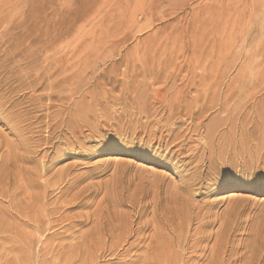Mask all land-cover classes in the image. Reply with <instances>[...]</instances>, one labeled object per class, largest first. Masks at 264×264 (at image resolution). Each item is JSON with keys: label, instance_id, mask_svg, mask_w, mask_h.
Returning <instances> with one entry per match:
<instances>
[{"label": "rangeland", "instance_id": "obj_1", "mask_svg": "<svg viewBox=\"0 0 264 264\" xmlns=\"http://www.w3.org/2000/svg\"><path fill=\"white\" fill-rule=\"evenodd\" d=\"M0 65V264H264V0H0Z\"/></svg>", "mask_w": 264, "mask_h": 264}, {"label": "bare ground", "instance_id": "obj_2", "mask_svg": "<svg viewBox=\"0 0 264 264\" xmlns=\"http://www.w3.org/2000/svg\"><path fill=\"white\" fill-rule=\"evenodd\" d=\"M127 22H128V21H127ZM42 40H43V39H42ZM39 43H41V42H39ZM42 44H43V42H42ZM36 45H37V44H36ZM43 45H44V44H43ZM43 45H42V46H43ZM36 49H37V47H36ZM165 49H166V48H165ZM44 50H45V49H44ZM162 50H163V48H162ZM162 50H160V51H162ZM167 50H168V48H167ZM171 50H172V49H171ZM174 50H175V49H174ZM35 51H36V50H35ZM38 51H39V50H38ZM157 51H159V50H157ZM157 51L155 52L156 54H157ZM163 51H164V50H163ZM7 52H8V51H7ZM31 52H32V51H31ZM33 52H34V51H33ZM46 52H48V51H46ZM164 52H165V51H164ZM164 52H163V54H164ZM170 52H171V51H170ZM175 52H176V50H175ZM12 53H13V51H12ZM42 53H43V51H42ZM33 54H34V53H33ZM35 54H36V52H35ZM156 54H155V55H156ZM161 54H162V53H161ZM161 54H159V55L161 56ZM166 54H167V53H166ZM171 54H172V53H171ZM171 54H170V55H171ZM176 54H177V53H176ZM40 55H41V54H40ZM24 56H25V55H24ZM36 56H37V55H36ZM146 56H147V55H146ZM28 57H29V56H28ZM144 57H145V56H144ZM157 57H158V56H157ZM162 57H163V56H162ZM47 58H48V56H47ZM152 58H153V57H152ZM169 58H170V57H169ZM20 59H21V58H20ZM31 59H32V57H31ZM31 59H30V60H31ZM34 59H35V58H34ZM45 59H46V58H45ZM143 59H144V58H143ZM26 60H27V59H26ZM32 60H33V59H32ZM32 60H31V61H32ZM48 60H49V59H48ZM48 60H47V61H48ZM55 60H56V59H55ZM172 60H174V59H172ZM172 60H171V61H172ZM160 61H161V60H160ZM162 61H164V60L162 59ZM167 61L169 62L168 59H167ZM54 62H55V61H54ZM54 62H53V63H54ZM149 62H150V60H149ZM58 63H59V62H58ZM161 63H162V62H161ZM161 63L159 64V63L157 62L156 64H159V65H160L159 68H161V70H164L165 68L162 69V67H161V66H163V63H162V65H161ZM169 63L171 64V62H169ZM169 63H168V64H169ZM173 63H175V60H174ZM173 63H172V64H173ZM190 63H191V62H190ZM9 64H10V63H9ZM27 64H28V63H27ZM42 64H43V63H42ZM56 64H57V63H56ZM63 64H64V62H63ZM132 64H133V63H132ZM147 64H148V63H147ZM154 64H155V63H154ZM156 64H155V65H156ZM166 64H167V63H166ZM191 64H192V63H191ZM191 64H189V67H190ZM198 64H199V63H198ZM200 64H201V63H200ZM2 65H3V64H2ZM40 65H41V64H40ZM49 65H50V64H49ZM61 65H62V64H61ZM123 65H124V64H123ZM129 65H131V64L129 63ZM140 65H143V64H140ZM145 65H146V64H145ZM145 65H144V66H145ZM192 65H193V64H192ZM0 66H1V65H0ZM46 66H47V65H46ZM55 66H56V65H55ZM58 66H59V64H58ZM144 66H142V67H144ZM157 66H158V65H157ZM164 66H165V65H164ZM172 66H173V65H172ZM175 66H177V64H175ZM2 67H3V66H2ZM28 67H29V66H28ZM28 67H27V68H28ZM126 67H127V65H126ZM166 67H168V65H166ZM185 67H186V66H185ZM194 67H195V66H194ZM24 68H25V67H24ZM62 68H63V67H62ZM65 68H67V67H65ZM150 68H151V67H150ZM44 69H45V68H44ZM77 69H78V68H77ZM129 69H130V67H129ZM154 69H157V67L154 68ZM181 69H182V68H181ZM187 69H188V67H187ZM4 70H5V69H4ZM137 70H139V67H138ZM137 70H135V71H137ZM144 70H145V68H144ZM146 70H148V69H146ZM146 70H145V71H146ZM151 70H153V69H151ZM166 70H167V68H166ZM168 70H169V68H168ZM183 70L186 71L185 68H184ZM188 70H189V69H188ZM25 71H26V70H25ZM59 71H60V70H59ZM63 71H64V69H63ZM100 71H101V70H100ZM104 71H105V70H104ZM104 71H103V72H104ZM121 71H122V70H121ZM145 71H144V72H145ZM156 71H157V70H156ZM164 71H165V70H164ZM199 71H200V70H199ZM205 71H206V70H205ZM133 72H134V71H133ZM138 72H139V71H138ZM148 72H149V71H148ZM150 72H151V71H150ZM150 72H149V73H150ZM158 72H159V71H158ZM178 72H179V71H178ZM181 72H182V71H181ZM188 72H189V71H188ZM149 73H148V74H149ZM161 73L164 74V72H162V71H161ZM165 73H166V72H165ZM174 73H175V72H174ZM191 73H192V72H191ZM205 73H206V72H205ZM49 74H50V73H49ZM52 74H53V72H52ZM56 74H58V73H56ZM73 74H74V73H73ZM140 74H141V73L139 72V75H140ZM156 74H157V73H156ZM158 74H159V73H158ZM186 74H187V73H186ZM197 74H199V73H197ZM39 75H40V74H39ZM60 75H61V74H60ZM100 75H101V73H100ZM102 75H103V74H102ZM139 75L137 74L136 76L138 77ZM174 75H175V74H174ZM180 75H181V73L179 74V76H180ZM204 75H206V74H204ZM40 76H41V75H40ZM140 76H141V75H140ZM162 76H163V75H162ZM171 76H173V75H171ZM57 77H59V76H57ZM72 77H74V76H72ZM94 77H95V76H94ZM146 77H147V76H146ZM157 77H159V75L156 76V79H157ZM181 77H182V75H181ZM198 77H199L198 79H200L201 75H200V76L198 75ZM204 77H206V76H204ZM27 78H28V77H27ZM52 78H53V77H52ZM55 78H56V77H55ZM68 78H69V77H68ZM98 78H99V77H98ZM162 78H163V77H162ZM170 78H171V77H170ZM187 78H188V77H187ZM201 78L203 79V77H201ZM66 79H67V78H66ZM73 79H74V78H73ZM96 79H97V78H96ZM96 79H95V80H96ZM111 79H112V78H111ZM134 79H136V78H134ZM134 79H133V80H134ZM152 79H153V78H152ZM177 79H178V78H177ZM202 79H201V80H202ZM23 80H24V79H23ZM57 80H58V79H57ZM61 80H62V79H61ZM70 80H72V79H70ZM133 80H132V81H133ZM140 80H141V79H140ZM160 80H161V79H160ZM201 80H200V81H201ZM204 80H205V79H203V82H204ZM206 80H207V79H206ZM24 81H26V80H24ZM24 81H23V82H24ZM33 81H34V80H33ZM113 81H114V79H113ZM115 81H116V80H115ZM134 81H135V80H134ZM194 81L196 82V79H195ZM197 81H198V80H197ZM29 82H30V81H29ZM98 82H99V81H98ZM181 82H182V81H181ZM203 82H202V83H203ZM207 82H208V80L206 81V84H207ZM26 83H27V81H26ZM42 83H43V82H42ZM154 83H156L155 80H154ZM158 83H162V82L159 81ZM164 83H165V82H164ZM164 83H163V84H164ZM176 83H177V82H176ZM176 83H175V84H176ZM185 83H186V82H185ZM187 83H188V82H187ZM197 83H198V82H197ZM4 84H5V83H4ZM34 84H35V83H34ZM36 84H37V83H36ZM38 84H39V83H38ZM61 84H62V83H61ZM90 84H91V83H90ZM92 84H93V83H92ZM100 84H101V82H100ZM165 84H166V83H165ZM170 84H171V82H170ZM203 84H204V83H203ZM203 84H202V85H203ZM6 85H7V84H6ZM49 85H50V84H49ZM98 85H99V84H98ZM101 85H102V84H101ZM160 85H161V84H160ZM183 85H184V84H183ZM197 85H198V84H197ZM50 86H51V85H50ZM93 86H94V85H93ZM134 86H135V85H134ZM165 86H166V85H165ZM180 86H181V85H180ZM27 87H29V86H27ZM34 87H35V86H34ZM40 87H41V86H40ZM167 87H168V86H167ZM178 87H179V86H177V88H178ZM194 87H196V86L194 85ZM6 88H7V87H6ZM17 88H18V87H17ZM50 88H51V87H50ZM59 88H60V87H59ZM160 88H161V87H160ZM201 88H202V87H201ZM211 88H212V87H211ZM47 89L49 90V88H47ZM93 89H94V88H93ZM129 89H130V88H129ZM134 89L136 90L135 87H134ZM148 89H149V88H148ZM151 89H152V88H151ZM161 89H162V88H161ZM173 89H174V88H173ZM186 89H187V87H186ZM51 90H53V89H51ZM95 90H96V88H95ZM141 90H142V89H141ZM153 90H155V89H153ZM162 90H163V89H162ZM184 90H185V89H184ZM201 91H203V89H201ZM211 91H212V90H209V92H211ZM81 92H82V91H81ZM140 92H141V91H140ZM188 92H189V91H188ZM130 93H131V92H130ZM151 93H152V91H151ZM177 93H178V92H177ZM186 93H187V92H186ZM214 93H215V92H214ZM94 94H95V93H94ZM124 94H125V92H124ZM148 94H149V93H148ZM148 94H147V95H148ZM184 94H185V93H184ZM51 95H52V94H51ZM97 95H98V94H97ZM108 95H109V94H108ZM118 95H119V94H118ZM129 95H130V94H129ZM133 95H135V93H133ZM133 95H131V96H133ZM153 95H154V94H153ZM172 95H173V94H172ZM48 96H49V95H48ZM55 96H56V95H55ZM79 96H80V95H79ZM114 96H115V95H114ZM114 96H113V97H114ZM148 96H149V95H148ZM150 96H152V95H150ZM150 96H149V97H150ZM158 96H159V95H158ZM176 96H177V95H176ZM188 96H190V95H188ZM9 97H10V96H9ZM56 97H58V96H56ZM83 97H84V96H83ZM83 97H82V98H83ZM95 97H97V96H95ZM122 97H123V96H122ZM128 97H129V96H128ZM155 97H156V96H155ZM166 97H167V96H166ZM178 97H179V96H178ZM181 97H182V96H181ZM181 97H179L178 100H179ZM183 97H184V96H183ZM10 98L12 99V97H10ZM37 98H38V97H37ZM46 98H47V97H46ZM93 98H94V97H93ZM102 98H103V97H102ZM120 98H121V97H120ZM129 98H130V97H129ZM132 98H133V97H132ZM139 98H140V97H139ZM173 98H174V97H173ZM201 98H203V97H201ZM42 99H43V98H42ZM52 99H53V98H52ZM52 99H51V100H52ZM63 99H64V101H66L64 97H63ZM76 99H77V98H76ZM85 99H86V97L83 99V104H84V100H85ZM91 99H92V98H91ZM94 99H96V98H94ZM97 99H98V98H97ZM99 99H101L100 96H99ZM105 99H106V98H105ZM109 99H110V95H109ZM111 99H112V98H111ZM125 99H126V98H125ZM127 99H128V98H127ZM127 99H126V100H127ZM130 99H131V98H130ZM151 99H152V98H151ZM157 99H158V98H157ZM181 99H182V98H181ZM181 99H180V102H182ZM183 99H184V98H183ZM30 100H31V99H30ZM32 100H33V99H32ZM37 100H38V99H37ZM40 100H41V99H40ZM48 100H49V99H48ZM54 100H55V99H54ZM54 100H53V101H54ZM132 100H133V99H132ZM140 100H141V99H140ZM152 100H153V99H152ZM172 100H173V99H172ZM197 100H198V99H197ZM201 100H202V99H201ZM34 101H36V100L34 99ZM64 101H61L60 104H61L62 102H64ZM67 101H68V100H67ZM101 101H102V100H101ZM103 101H104V100H103ZM117 101H118V100H117ZM120 101H122V100H120ZM127 101H128V100H127ZM148 101H151V100H148ZM164 101H165V100H164ZM168 101H169V100H168ZM168 101H167V102H168ZM175 101H176V100H175ZM188 101H189V100H188ZM190 101H191V100H190ZM198 101H199V100H198ZM205 101H206V100H205ZM5 102H6V101H5ZM14 102H15V103H18V102H16L15 100H14ZM50 102H51V101H50ZM54 102H55V101H54ZM57 102H58V100H57ZM77 102H79V101H77ZM93 102L95 103V101H93ZM106 102H107V100H106ZM108 102H109V101H108ZM124 102H125V101H124ZM213 102H215V101L213 100ZM48 103H49V101H48ZM68 103H69V102H68ZM118 103H119V102H118ZM122 103H123V102H122ZM127 103L133 104V103H131V100H130V102H127ZM127 103H126V104H127ZM156 103H157V102H156ZM156 103H155V104H156ZM165 103H166V101H165ZM13 104H14V103H13ZM38 104H39V103H38ZM40 104H41V102H40ZM45 104H46V103H45ZM50 104H51V103H50ZM62 104H63V103H62ZM81 104H82V103H81ZM83 104H82V105H83ZM96 104H97V102L95 103V105H96ZM100 104H101V103H100ZM100 104H99V105L97 104V105L100 106ZM115 104H116V103H115ZM115 104H114V105H115ZM126 104H125V105H126ZM130 104H128V105H130ZM134 104H135V103H134ZM134 104H133V105H134ZM153 104H154V103H152V105H153ZM166 104H167V103H166ZM191 104H192V102H191ZM218 104H219V103H218ZM11 105H12V104H11ZM15 105H16V104H15ZM18 105H19V104H18ZM32 105H33V102H32ZM52 105H53V103H52ZM56 105H57V104H56ZM58 105H59V104H58ZM71 105H72V104H71ZM71 105H70V106H71ZM76 105H77V104H76ZM79 105H80V102H79V104L77 105V107H78ZM90 105H91V104H90ZM95 105H94V106H95ZM104 105H105V107H106L107 104L105 103ZM128 105H126V106L128 107ZM150 105H151V104H150ZM152 105H151V107H152ZM158 105H160V104H158ZM158 105H157V106H158ZM167 105H168V104H167ZM176 105H177V102H176ZM176 105H175V106H176ZM0 106H1V105H0ZM60 106H61V105H60ZM60 106H59V107H60ZM92 106H93V105H92ZM92 106H91V108H94V107H92ZM98 106H97V107H98ZM108 106L110 107L109 103H108ZM126 106H125V107H126ZM130 106H131V105H130ZM130 106H129V107H130ZM143 106H144V105H143ZM146 106H148V105H146ZM155 106H156V105H155ZM173 106H174V104H173ZM181 106H183V104H182ZM184 106H185V105H184ZM204 106H206V104H205ZM204 106L202 105V107H204ZM62 107H63V106H62ZM67 107H68V105H67ZM71 107H72V106H71ZM77 107H76V108H77ZM82 107L84 108V106H82ZM97 107H96V109H97ZM109 107H108V109H109ZM131 107H132V106H131ZM134 107H136V106H134ZM141 107H142V106H141ZM141 107H140V108H141ZM144 107H145V106H144ZM158 107H159V106H158ZM158 107H157V108H158ZM178 107H179V105H178ZM192 107H193V106H192ZM194 107H195V106H194ZM206 107L209 108V106H206ZM206 107H205V108H206ZM57 108H58V106H57ZM69 108H70V107H69ZM74 108H75V107H74ZM78 108H79V107H78ZM86 108H87V107H86ZM86 108H85V110H86ZM100 108L102 109V107H100ZM152 108H153V107H152ZM152 108H150V110H151ZM154 108H155V107H154ZM159 108H160V107H159ZM175 108H176V107H175ZM175 108H174V109H175ZM183 108H184V107H183ZM198 108L201 109V107H199V106H198ZM208 108H207V109H208ZM34 109H35V108H34ZM34 109H33V110H34ZM51 109H53V107H52ZM63 109H64V108H63ZM80 109H81V108H80ZM96 109H94L93 111H95ZM106 109H107V107L105 108V110H106ZM108 109H107V110H108ZM111 109H112V108H111ZM124 109H125V108H124V106H123V110H124ZM144 109H145V108H144ZM144 109H143V110L141 109V110H139V111H140V112L143 111V112L145 113L146 111H144ZM146 109H148V108L146 107ZM165 109H166V107H165ZM178 109H179V108H178ZM194 109L196 110V108H194ZM194 109H193L192 111H194ZM200 109H199V110H200ZM202 109H203V108H202ZM207 109H206V111L209 110V109H208V110H207ZM66 110H67V108H66ZM68 110H69V109H68ZM71 110H72V109H71ZM71 110H70V111H71ZM74 110H76V109H74ZM90 110H91V109H90ZM105 110H102V111H105ZM109 110H110V109H109ZM121 110H122V109H121ZM130 110H131V109H130ZM150 110H149V112H151ZM152 110H153V109H152ZM158 110H160V109H158ZM163 110H164V109H163ZM171 110H173L172 107H171ZM180 110H182V109H180ZM184 110H186V109H184ZM203 110H204V109H203ZM31 111H32V110H31ZM72 111H73V110H72ZM76 111H77V110H76ZM80 111H82V110H80ZM137 111H138V110H137ZM147 111H148V110H147ZM153 111H154V110H153ZM174 111H175V110H173V112H172V111H171V112L174 113ZM176 111H177V110H176ZM178 111H179V110H178ZM196 111H197V110H196ZM55 112H56V111H55ZM59 112H60V110H59ZM62 112H63V111H62ZM105 112H106V111H105ZM110 112L112 113V111H110ZM140 112H139V113H140ZM51 113H52V112H51ZM57 113H58V112H57ZM77 113H78V112H77ZM81 113H83V112H81ZM84 113H85V111H84ZM84 113H83V114H84ZM88 113H89V112H88ZM97 113L100 114L101 112H98V111H97ZM102 113H103V112H102ZM121 113H123V111H121ZM135 113H136V112H135ZM144 113H143V114H144ZM152 113H153V112H152ZM157 113H158V112H157ZM157 113H156V114H157ZM160 113H161V111H160ZM163 113H164V112H163ZM165 113H166V110H165ZM165 113H164V114H165ZM192 113H193V112H192ZM192 113H191V114H192ZM194 113H196V112L194 111ZM203 113H204V112H203ZM205 113H206V112H205ZM75 114H76V112H75ZM86 114H87V113H86ZM90 114H91V113H90ZM94 114H96V113H94ZM105 114H106V113H105ZM108 114H109V113H108ZM113 114H114V113H113ZM136 114L138 115V113H136ZM146 114H147V113H145V115H146ZM149 114L151 115V113H149ZM174 114H175V113H174ZM174 114H172V115H174ZM178 114H179V113H178ZM191 114H190L189 117H192ZM50 115L52 116V114H50ZM69 115H70V113H69ZM72 115H73V114H72ZM96 115H98V114H96ZM102 115H104V113H103ZM102 115H101V116H102ZM117 115H118V114H117ZM120 115H121V114H120ZM132 115H133V114H132ZM150 115H148V116H150ZM162 115H163V114H162ZM180 115H181V117H182L183 114H180ZM185 115H186V114H185ZM198 115H199V114H198ZM204 115H205V114H204ZM54 116H55V115H54ZM61 116H62V115H60V117H61ZM84 116H85V114H84ZM86 116H87V115H86ZM92 116H93V115H92ZM101 116H100V117H101ZM109 116H110V114L108 115V118H109ZM114 116H116V115L114 114ZM118 116H119V115H118ZM129 116H130V118L132 119L131 114H130ZM194 116H195V115H194ZM200 116L202 117V115H200ZM81 117H82V116H81ZM98 117H99V116H98ZM102 117H103V116H102ZM111 117H113V116H111ZM116 117H117V116H116ZM122 117H123V116H122ZM122 117H121V118H122ZM155 117H156V116H155ZM177 117H178V115H177ZM179 117H180V116H179ZM179 117H178V118H179ZM183 117H184V115H183ZM198 117H199V116H198ZM28 118H30V117H28ZM47 118H48V117H47ZM85 118H86V117H85ZM85 118H83V119H85ZM92 118H93V117H91L90 119H92ZM94 118H95V117H94ZM94 118H93V119H94ZM105 118H106V117H105ZM108 118H107V119H108ZM123 118H124V117H123ZM130 118H129V119H130ZM133 118H136V115H135ZM142 118H143V117H142ZM149 118H150V117H149ZM153 118H154V117H153ZM161 118H162V116H161ZM164 118H166V117L164 116ZM170 118H171V117H170ZM170 118H169V119H170ZM173 118H175V116H174ZM202 118H204V117H202ZM86 119H87V118H86ZM107 119H106V120H107ZM109 119H110V118H109ZM112 119H113V118H112ZM115 119H116V118H115ZM118 119H119V118H118ZM127 119H128V118H127ZM129 119H128V120H129ZM137 119H138V118H137ZM139 119H140V118H139ZM147 119H148V118H147ZM150 119H151V118H150ZM155 119H156V118H155ZM189 119H190V118H189ZM193 119H195V120L197 119V120H198V118H193ZM24 120H25V118H24ZM59 120H60V119H59ZM88 120H89V119H88ZM110 120H111V119H110ZM113 120H114V119H113ZM122 120H123V119H122ZM128 120H127V121H128ZM141 120L143 121V120H146V119L143 118V119H141ZM159 120H160V119H159ZM213 120H214V119H213ZM213 120H212V121H213ZM52 121H53V120H52ZM52 121H51V122H52ZM66 121H67V120H66ZM66 121H65V122H66ZM68 121H69V120H68ZM72 121H73V120H72ZM89 121H90V120H89ZM95 121H97V119H96ZM107 121H108V120H107ZM138 121H140V120H138ZM138 121H137V122H138ZM153 121H154V120H153ZM153 121H152V122H153ZM161 121H162V120H161ZM171 121H172V120H170V121H168V122H171ZM177 121H178V120H177ZM193 121H194V120H193ZM203 121H204V120H203ZM210 121H211V120H210ZM210 121H209V122H210ZM58 122H60V121H58ZM61 122H62V121H61ZM78 122H79V121H78ZM111 122H113V121H111ZM117 122H119V120H118ZM121 122H122V121H121ZM123 122H124V121H123ZM130 122H131V120H130ZM137 122H136V123H137ZM140 122H141V121H140ZM143 122H144V121H143ZM143 122H142V123H143ZM152 122H151V123H152ZM157 122H158V123H161V122H159V121H157ZM173 122H175V121H173ZM194 122H195V121H194ZM29 123H30V122H29ZM55 123H56V122H55ZM115 123H116V121H115ZM136 123H135V124H130V126H131V125H135V126H136ZM142 123H141V124H142ZM149 123H150V122H149ZM162 123H163V122H162ZM211 123H212V126H213V122H211ZM211 123H208V124H211ZM217 123H218V121H217ZM56 124H58V125H56L57 127L60 126L59 123H56ZM119 124H120V123H119ZM124 124H125V122H124ZM137 124H138V123H137ZM139 124H140V123H139ZM139 124H138V125H139ZM156 124H157V123H156ZM170 124H172V122H171ZM179 124H180V123H179ZM198 124H199V123H198ZM200 124H201V123H200ZM48 125H49V124H48ZM48 125H47V126H48ZM67 125H68V124H67ZM78 125H79V124H78ZM103 125H104V124H103ZM109 125H110V124H109ZM113 125H115V124H113ZM126 125H127V123H126ZM147 125H148V124H147ZM160 125H162V124H160ZM160 125H159V126H160ZM175 125H176V124H175ZM186 125H187V124H186ZM218 125H219V123H218ZM51 126L53 127V124H52ZM51 126H50V127H51ZM79 126H80V125H79ZM79 126H78V127H79ZM98 126H100V125H98ZM110 126L112 127V125H110ZM128 126H129V124H128ZM130 126H129V127H130ZM140 126H141V125H140ZM140 126H139V127H140ZM144 126H145V124H144ZM148 126H149V125H148ZM153 126H155V125L153 124ZM166 126H167V125H165V127H166ZM168 126H169V125H168ZM173 126H174V124H173ZM183 126H184V125H183ZM183 126H182V127H183ZM199 126H200V125H199ZM27 127H28V126H27ZM62 127H63V126H62ZM68 127H69V125H68ZM83 127H84V126H83ZM102 127H103V126H102ZM111 127H110V129H111ZM124 127H125V126H124ZM137 127H138V126H137ZM141 127H142V126H141ZM141 127H140V128H141ZM145 127H147V126H145ZM145 127H144V128H145ZM156 127H157V126H156ZM160 127H163V126H160ZM169 127H170V126H169ZM190 127H191V126H190ZM192 127H193V126H192ZM65 128H67V127H65ZM81 128H82V127H81ZM86 128H87V127H86ZM100 128H101V127H100ZM130 128H131V127H130ZM130 128H128V129H130ZM133 128H134V127H133ZM157 128H158V127H157ZM163 128H164V127H163ZM171 128H172V127H171ZM183 128H185V126H184ZM186 128H187V127H186ZM201 128H202V127H201ZM210 128H211V126H210ZM217 128H218V127H217ZM30 129H31V128H30ZM53 129H55V127H54ZM56 129H57V128H56ZM126 129H127V128H126ZM135 129H137V128H135ZM154 129H155V127H154ZM164 129H165V128H164ZM164 129H163V130H164ZM167 129H169V128H167ZM172 129H173V128H172ZM179 129H180V128H179ZM193 129H194V128H193ZM204 129H205V128H204ZM19 130H20V129H19ZM22 130H24V129H22ZM58 130H59V128H58ZM79 130H80V129H79ZM90 130H91V129H90ZM113 130H114V129H113ZM124 130H125V129H124ZM142 130H143V129H142ZM144 130H145V129H144ZM155 130H157V129H155ZM155 130H154V131H155ZM159 130H161V128H159ZM170 130H171V129H170ZM184 130H186V129H183L182 131H184ZM199 130H200V129H199ZM28 131H29V130H28ZM30 131H31V130H30ZM62 131H63V130H62ZM66 131H68V129H67ZM71 131H72V130H71ZM98 131H99V130H98ZM136 131H137V130H136ZM151 131H152V130H151ZM168 131H169V130H168ZM179 131H181V130H179ZM186 131H187V130H186ZM205 131H206V130H205ZM21 132H22V131H21ZM31 132H33V131H31ZM56 132H57V131H56ZM59 132H61V131L59 130ZM73 132H74V131H73ZM89 132H90V131H89ZM92 132H93V131H92ZM96 132H97V131H96ZM115 132H116V131H115ZM125 132H126V131H125ZM138 132H140V131H137V134H138ZM147 132H148V131H147ZM155 132H157V131H155ZM158 132H159V131H158ZM160 132H161V131H160ZM171 132H172V131H171ZM171 132H170V133H171ZM177 132H178V131H177ZM184 132H185V131H184ZM191 132H192V131H191ZM70 133H71V132H70ZM127 133H128V132H127ZM143 133H144V132H143ZM143 133H142V134H143ZM151 133H153V132H150V135H151ZM161 133H162V132H161ZM165 133H166V132H165ZM170 133L168 132V133H166V134H170ZM179 133H180V132H179ZM60 134H61V133H60ZM63 134H64V133H63ZM94 134H96V133H94ZM137 134H136V135H137ZM139 134H140V133H139ZM156 134H157V133H156ZM171 134L174 135V133H171ZM171 134H170V137L173 136V135L171 136ZM177 134H178V133H177ZM177 134H175V135L177 136ZM70 135H71V137H73L72 134H70ZM87 135H88V134H87ZM89 135H90V134H89ZM140 135H141V134H140ZM145 135H146V134H145ZM158 135H159V133H158ZM158 135H155L156 138H157ZM160 135H161V134H160ZM160 135H159V136H160ZM163 135H164V133H163ZM184 135H185V133H184ZM196 135H197V134H196ZM63 136H64V135H63ZM66 136H68V135H65V138H66ZM82 136H83V135H82ZM164 136H165V135H164ZM176 136H175V137L173 136V137H174V138H173L174 140L176 139ZM181 136H183L182 133H181ZM209 136H210V135H209ZM215 136H216V135H215ZM49 137H50V136H49ZM58 137H60V136H58ZM74 137H75V136H74ZM74 137H73V138H74ZM129 137H131V135H130ZM140 137H141V136H140ZM161 137H162V135H161ZM168 137H169V136H168ZM168 137H166V138H168ZM52 138H53V137H52ZM55 138H56V137H55ZM61 138H62V137H61ZM67 138H68V137H67ZM67 138H66V139H67ZM75 138H76V137H75ZM78 138H79V137H78ZM81 138H82V137H81ZM83 138H84V137H83ZM87 138H88V137H87ZM132 138H133V137H132ZM142 138H143V137H142ZM156 138H155V139H156ZM163 138H164V137H163ZM177 138H178V136H177ZM210 138H211V137H210ZM50 139H51V138H50ZM58 139H59V138H58ZM66 139H65V140H66ZM85 139H86V138H85ZM89 139H91V138H89ZM145 139H146V138H145ZM159 139H160V138H159ZM46 140H47V138H46ZM48 140H49V139H48ZM56 140H57V139H56ZM61 140H62V139H61ZM63 140H64V139H63ZM63 140H62V141H63ZM65 140H64V142H65ZM68 140H71V138H70V139L68 138ZM143 140H144V139H143ZM210 140H211V139H210ZM74 141H75V140H74ZM145 141H146V140H145ZM184 141H185V140H184ZM41 142H42V141H41ZM57 142H58V141H57ZM68 142H69V141H68ZM68 142H67V143H68ZM77 142H78V141H77ZM155 142H156V140H155ZM46 143H47V142H46ZM151 143H153V142H151ZM158 143H159V142H158ZM158 143H157V144H158ZM166 143H170V144H171V142H166ZM172 143H173V142H172ZM73 144H74V143H73ZM78 144H79V143H78ZM82 144H83V143H82ZM146 144H147V143H146ZM146 144H144V146H145ZM40 145H41V143H40ZM60 145H61V144H60ZM64 145H65V144H64ZM68 145H69V143H68ZM171 145H172V144H171ZM81 146H82V145H81ZM167 146H169V145L167 144ZM35 147H36V146H35ZM53 147H54V146H53ZM53 147H51V148H53ZM67 147H68V146H67ZM145 147L147 148V146H145ZM148 147H149V146H148ZM156 147H158V146H156ZM160 147H161V146H160ZM201 147H202V146H201ZM30 148H31V147H30ZM33 148H34V147H33ZM57 148H58V147H57ZM57 148H55V149H57ZM202 148H204V147H202ZM70 149H71V148H70ZM68 150H69V149H68ZM156 150H157V149H156ZM27 151H29V150H27ZM169 151H170V150H169ZM158 152H159V151H158ZM31 153H32V152H31ZM46 153H47V152H46ZM173 153H174V152H173ZM29 154H30V153H29ZM59 154H60V153H59ZM59 154H57V155H59ZM33 155H34V153H33ZM33 155H32V156H33ZM45 155H46V154H45ZM49 155H50V154H49ZM28 156H29V155H28ZM28 156H27V157H28ZM46 156H47V155H46ZM54 156H55V155H54ZM164 156H165V155H164ZM20 157H21V156H20ZM27 157H25V158H27ZM29 157H30V156H29ZM33 157H35V156H33ZM33 157H32V158H33ZM52 157H53V156H52ZM52 157H50V159H51ZM30 158H31V157H30ZM32 158H31V159H32ZM14 159H15V158H14ZM19 159H20V158H19ZM117 159H118V158H117ZM22 160H24V158H23ZM46 160H47V157H46ZM51 160L53 161V158H52ZM54 160H55V159H54ZM12 161H13V160H12ZM15 161H16V159H15ZM29 161H30V160H29ZM29 161L27 160V162H29ZM31 161H33V160H31ZM18 162H21V161H18ZM25 162H26V161H25ZM35 162H36V161H35ZM39 162H41V161L39 160ZM44 162H45V161H44ZM47 162H49V161H47ZM50 162H51V161H50ZM53 163H54V161H53ZM53 163H52V164H53ZM3 164H4V163H2V165H3ZM25 164H26V163H25ZM30 164H31V162H30ZM32 164H33V163H32ZM34 164H35V163H34ZM34 164H33V165H34ZM22 165H23V164H22ZM22 165H21V166H22ZM44 165H45V164H44ZM4 166H5V165H4ZM37 166H38V164L36 163V168H37ZM46 166H47V165H46ZM32 167H34V166H32ZM32 167H31V168H32ZM40 167H41V166H40ZM49 167H51V166H49ZM8 168H10V166H9ZM8 168H7V169H8ZM29 168H30V166H29ZM29 168H27V169H29ZM34 168H35V167H34ZM34 168H33V170H34ZM43 168H44V166H43ZM43 168H42V169H43ZM5 169H6V168H5ZM18 169H19V168H18ZM20 169L22 170L21 167H20ZM48 169H49V168H48ZM48 169H47V170H48ZM8 170H9V169H8ZM24 170H25V169H24ZM36 171H38V169H37ZM50 171H51V170H50ZM70 171H71V170H70ZM70 171H69V172H70ZM7 172H8V171H7ZM16 172H17V171H16ZM62 172H63V171H62ZM11 173H12V172H11ZM13 173H14V171H13ZM33 173H34V172H33ZM38 173H39V172H38ZM40 173H41V171H40ZM40 173H39V174H40ZM45 173H46V172H45ZM47 173H48V172H47ZM47 173H46V174H47ZM50 173H51V172H50ZM50 173H49V174H50ZM53 173H54V172H53ZM55 173H56V172H55ZM57 173H58V172H57ZM19 174H20V173H19ZM23 174H24V173H23ZM29 174H30V173H29ZM59 174H60V172H59ZM12 175H13V174H12ZM32 175H33V174H32ZM37 175H38V174H37ZM40 175H41V174H40ZM51 175H52V174H51ZM72 175H73V174H72ZM1 176H2V175H1ZM19 176H20V175H19ZM34 176H35V175H34ZM52 176H53V175H52ZM55 176H56V175H55ZM73 176H74V175H73ZM2 177H3V176H2ZM9 177H10V176H9ZM14 177H15V176H14ZM27 177H28V176H27ZM37 177H38V176H37ZM47 177H48V175H47ZM57 177H59V176H57ZM66 177H68V176H66ZM75 177H76V176H75ZM5 178H7V175H6ZM15 178H16V177H15ZM17 178H18V177H17ZM28 178H29V177H28ZM39 178H40V177H39ZM39 178H37V179H39ZM43 178H45V177L43 176ZM59 178H60V177H59ZM2 179H4V177H3ZM2 179H1V180H2ZM22 179H23V177H22ZM48 179H49V177H48ZM68 179H70V178H68ZM68 179H67V181H68ZM11 180H12V179H11ZM11 180H10V181H11ZM24 180H25V179H24ZM29 180H30V179H29ZM31 180H32V177H31ZM65 180H66V179H65ZM194 180H196V179H194ZM5 181H6V180H5ZM5 181H4V182H5ZM12 181L14 182L15 179L12 180ZM12 181H11V182H12ZM16 181H17V180H16ZM39 181H40V179H39ZM46 181H47V180H46ZM46 181H45V183H46ZM0 182H1V181H0ZM33 182H34V181H33ZM35 182H36V181H35ZM6 183H8V182H6ZM31 183H32V182H30V184H31ZM48 183H49V181H48ZM10 184H11V183H10ZM10 184H7V185H10ZM14 184H15V182L13 183V185H14ZM38 184H39V183H38ZM41 184H42V183H41ZM69 184H70V183H69ZM71 184H72V182H71ZM0 185H1V184H0ZM22 185H25V186H26V184H22ZM44 185H46V184H44ZM5 186H6V184H5ZM17 186H18V185H17ZM34 186L36 187L37 185H34ZM20 187H21V186H20ZM35 187H34V188H35ZM38 187H39V186H38ZM1 188H3V187L1 186ZM18 188H19V187H18ZM31 188H33V186H32ZM24 189H25V188H23V190H24ZM29 189H30V188H29ZM35 189L37 190V188H35ZM21 191H22V189H21ZM24 191H26V190H24ZM32 191H33V190H32ZM46 191L48 192V190H46ZM61 191H62V190H61ZM33 192H34V191H33ZM37 192H38V191H37ZM41 193H42V192H41ZM24 194H25V193H24ZM26 194H27V193H26ZM31 194H32V193H31ZM234 194H235V193H234ZM229 195H230V194H229ZM231 195H232V194H231ZM15 196H16V195H15ZM48 196H49V195H48ZM233 196H234V195H233ZM0 197H2V196H0ZM28 197H29V196H28ZM230 197H231V196H230ZM23 198H24V196H23ZM41 198H42V197H41ZM1 199H2V198H1ZM183 199H184V198H183ZM6 200H7V199H6ZM15 200H16V199H15ZM15 200H14V201H15ZM25 200H26V199H25ZM47 200H48V199H47ZM56 200H57V199H56ZM187 200H188V199H187ZM36 201H37V200H36ZM40 201H41V200H40ZM76 201H77V199H76ZM181 201H183V200L181 199ZM22 202H24V201H22ZM187 202H189V201H187ZM25 203H27V202H25ZM38 203H39V202H38ZM45 203H46V202H45ZM80 203H81V202H80ZM29 204H30V203H29ZM35 204H36V203H35ZM53 204H54V202H53ZM183 205H184V204H183ZM23 206H24V205H23ZM23 206H22V207H23ZM32 206H33V205H32ZM48 206H49V205H48ZM25 207H26V205H25ZM27 207H28V204H27ZM11 208H12V207H11ZM29 208H30V207H29ZM31 209H32V208H31ZM31 209H30V210H31ZM33 209H34V208H33ZM35 209H36V208H35ZM46 209H47V208H46ZM5 210H6V209H5ZM47 211H48V210H47ZM7 212H8V211H7ZM55 212H56V211H55ZM3 213H4V212H3ZM56 213H57V212H56ZM1 214H2V211H1ZM15 214H16V212H15ZM15 214H14V215H15ZM53 215H55V214H53ZM12 217H13V216H12ZM19 219L21 220V218H19ZM26 220H27V219H26ZM35 220H36V219H35ZM78 221H79V220H78ZM48 223H49V222H48ZM70 223H71V222H70ZM37 225H38V224H37ZM37 228H38V227H37ZM36 230H37V229H36ZM20 235H21V234H20ZM22 235H23V234H22ZM0 237H1V236H0ZM1 239H2V237L0 238V240H1ZM4 240H5V239H4ZM4 240H2V241L4 242ZM7 240H8V239H7ZM5 242H6V241H5ZM2 244H3V243H2ZM2 244H1V245H2ZM13 248H14V247H13ZM11 250H12V248H11ZM20 259H21V258H20ZM18 260H19V259H18Z\"/></svg>", "mask_w": 264, "mask_h": 264}]
</instances>
